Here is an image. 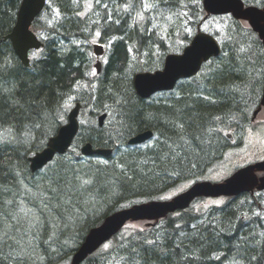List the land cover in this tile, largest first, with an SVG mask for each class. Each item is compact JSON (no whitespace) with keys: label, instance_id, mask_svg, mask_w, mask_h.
Here are the masks:
<instances>
[{"label":"trees","instance_id":"1","mask_svg":"<svg viewBox=\"0 0 264 264\" xmlns=\"http://www.w3.org/2000/svg\"><path fill=\"white\" fill-rule=\"evenodd\" d=\"M20 4L0 0V129L14 133L0 142V232L5 230L0 264H56L70 260L88 231L116 210L207 178L229 150L231 131L242 137L260 103L263 44L246 22L252 33L250 45L241 47L246 53L234 50L238 41H247L246 33L232 44L212 31L221 45L218 56L173 90L142 98L134 76L162 68L168 54L182 52L193 38L183 21H170V15L190 13L195 32L205 13L202 0H48L32 24L44 46L29 66L4 39ZM230 16L231 27L241 21ZM176 33L183 40L179 44L169 40ZM93 38L108 43L96 83L87 77ZM250 77L253 88L246 91L243 82ZM77 102L80 116L90 104L92 116L107 113L111 135L105 124L92 121L88 127L80 121L68 151L33 172L29 157L62 126L58 110ZM25 126L34 138L28 148L22 144ZM147 130L154 133L150 140L128 143ZM84 142L113 153L84 156L79 151ZM33 187L39 191L35 201L29 195ZM40 199L46 206L38 205ZM81 264H264V190L200 210L192 204L144 227L125 226Z\"/></svg>","mask_w":264,"mask_h":264},{"label":"water","instance_id":"2","mask_svg":"<svg viewBox=\"0 0 264 264\" xmlns=\"http://www.w3.org/2000/svg\"><path fill=\"white\" fill-rule=\"evenodd\" d=\"M46 1L21 0L16 24L12 31L6 35V38L11 41L16 54L26 65L30 63L29 51L43 46L31 26L34 19L44 9ZM203 5L207 12L206 17L211 14L231 13L237 19L247 20L251 27L258 32L264 44V7L245 6L243 0H203ZM94 51L97 56H100L103 54L104 48L95 44ZM219 52L220 46L217 40L212 35L200 30L182 53L167 55L163 69L137 73L134 77L135 89L143 98H147L158 91L173 89L179 79L196 74L204 62L213 56H217ZM95 66L98 71L101 70L100 60L97 61ZM80 108L81 104H76L69 112V121L62 125L58 133L49 139L47 146L43 150L36 152L30 158L33 170L42 168L57 154L64 153L70 148L79 131L80 124L77 116ZM261 110L264 111V89L261 105L255 111L254 117ZM106 117L107 113H103L98 117L99 125L104 124ZM152 135L153 132L148 130L132 137L129 142L142 143L152 137ZM81 151L85 155L100 154L109 156L112 153V149H95L90 142L84 144ZM258 172H264V160L236 170L223 181L196 182L190 188L171 199L151 200L117 210L106 216L100 224L93 226L88 231L85 239L73 254L71 264L84 262L105 242L120 232L129 221L147 220L148 224L151 225L167 216L170 212L189 207L200 196H234L245 191H254V189L263 190L264 175L259 176Z\"/></svg>","mask_w":264,"mask_h":264},{"label":"rangeland","instance_id":"3","mask_svg":"<svg viewBox=\"0 0 264 264\" xmlns=\"http://www.w3.org/2000/svg\"><path fill=\"white\" fill-rule=\"evenodd\" d=\"M247 1L249 2V4H256V1L258 2L259 0H247ZM202 4H203V0H202ZM180 9L181 8H179V10ZM182 9H184V8L182 7ZM203 9H204V7H203ZM205 16H206V11H205V13H203L200 16V18H199L200 20L198 22L197 29L195 32L192 31L194 27H193V25H191V21L193 20V18H191L190 13L184 14L183 11L181 10L177 13V15L174 14L172 17L170 15L169 18H170V21L173 19L183 21L184 26L186 25L187 32L191 33L192 37L198 32V27H200L203 32L209 33L211 35H213L212 31L219 30L221 33L220 37L222 39V42H223V40L226 42L230 41L233 44V43H237V42H234L235 37L239 38L246 33L248 36L247 41L245 43H243L242 39H241L240 41H238L239 45L234 46V50L236 49L239 52L242 51L243 53H246V48L241 49V47L246 45V44L250 45L249 35H251L252 33H250V31H247V29H246L247 25L244 21H239V23H235L231 27V23H232L233 19L231 18L230 14L221 15L217 18H215L211 15L208 16L207 18ZM242 30H243V32H242ZM178 34L179 33H176L175 35L170 36L169 40L171 41L174 39V42H178V44L181 43V41H183V40H181V35H178ZM94 43H98V44L102 43L105 46V52L100 57L103 64L107 58L108 43H104V42H101L100 39L93 38L91 40V44H90L89 49L87 48L88 57L90 58V61H89L90 67H89V70L87 72V77L93 79L96 83L97 80H96L95 74L97 73L96 72L97 69L95 67V63L97 61V56L94 53V49H93ZM187 44H189V42ZM187 44H185V46ZM263 55H264V50H263ZM38 56H39V51H37V50L31 51V53H30L31 59L38 57ZM249 57H251V56H249ZM252 57L257 58L256 56H252ZM151 72H153V71H151ZM258 72H260V71H257V74H258ZM263 73H264V69H263ZM253 78L254 77H250V79L248 78L245 82H243V83H245L244 85H245L246 91H251V89L253 88L252 87L253 83L251 82V80ZM262 80H264V74L262 75ZM73 96H74V94H71L69 99L71 98L70 100H72L74 98ZM73 106H74L73 103H69V105L66 106L67 109L66 108L64 109L62 107L60 110H58L57 119H56L57 125L59 122L61 123V125L67 123L69 112ZM89 107H90V108H88L89 111L86 109L85 110L86 112L83 113V115L80 116L79 119H80V121H82L81 124L88 126V127H92L93 126L92 121H96L95 123L98 124V116L99 115L92 116L90 114V109L94 108V106H93V104H90ZM253 111H251V117H252ZM251 121L252 122L249 124V126L247 127V129H246L245 133L242 135V137H241L240 133L236 132L235 130L231 131V134L233 135V137L230 138L231 144H230L229 150L228 151L226 150L225 157L218 160L217 163L208 171L206 179L212 180V181H217V182L222 181L226 177L230 176L238 168L243 167L245 165H248V164L255 162L257 160L264 159V112L263 111L259 112V114L256 116V118L254 120L251 119ZM81 124H80V126H81ZM111 124H112V120H106L105 125L109 127V128H105V130H104L106 132V135H111V131H112L111 130V128H112ZM25 128L26 129L24 130V133H23L24 134L23 139H25L26 143H25V141H23L22 144L24 143L23 145L25 146V148H28L27 145L28 144L30 145L31 142L34 141V138L31 135V133L29 132V128L27 126H25ZM11 134H14L12 128H10V127L1 128L0 129V142H7V141L12 140V137L10 136ZM84 144H85V142L80 145L79 151ZM192 183H190V184L186 183L183 186L179 187L178 189L166 192L160 198L155 199V200L170 199L173 196H175L176 194L187 189ZM32 189L33 190L29 191V195H31V193L34 194V196L31 195V197L35 201L36 199H39L38 198L39 197L38 196L39 191H37L35 187H33ZM14 192L12 191V194H14ZM17 194H19L21 197L23 195V191H19ZM35 194L37 195L36 197H35ZM41 199L37 202L38 205L46 206V202L45 201L41 202ZM226 199H227V197H217V198L205 197V198H202V199L194 202L193 205H194V208L200 210V209H205V208H207L210 205L215 204V203H223L226 201ZM0 201H1V199H0ZM29 206H32V205H28V203H26V209H29L30 211H28V212H30L35 217L36 210L32 209L33 206L30 207L31 208L30 209ZM33 211H35V213H33ZM53 224H55V223H53ZM147 224H148L147 220L129 221L126 224V227L139 228V227H144ZM58 225H60V224H58ZM4 231L5 230H2V232H0V233H4ZM107 247H108V245H107ZM71 260H72V257L70 260L61 261V262H58L56 264H71Z\"/></svg>","mask_w":264,"mask_h":264},{"label":"bare ground","instance_id":"4","mask_svg":"<svg viewBox=\"0 0 264 264\" xmlns=\"http://www.w3.org/2000/svg\"><path fill=\"white\" fill-rule=\"evenodd\" d=\"M4 39H5V40H9V39L6 38V36H5ZM0 43H1V42H0ZM218 43H219V42H218ZM219 46H220V52H221V45H220V43H219ZM220 52H219V54H220ZM219 54H218V55H219ZM218 55H217V56H218ZM18 57H19V56H18ZM213 57H216V56H213ZM213 57H211L210 59H212ZM0 59H1V58H0ZM19 59H20V58H19ZM210 59H209V60H210ZM20 60H21V59H20ZM209 60H208V61H209ZM21 61H22V60H21ZM22 63H23L25 66H29V65H30V63H29L28 65H26L23 61H22ZM202 67H203V66H202ZM202 67H201V69H202ZM201 69H200V70H201ZM200 70H199L196 74H198V73L200 72ZM196 74H194V75H196ZM194 75H192V76H194ZM192 76H190V77H192ZM185 78H189V77H185ZM175 87H176V86H175ZM175 87H174V88H175ZM174 88H173V89H174ZM173 89H172V90H173ZM137 94H138V93H137ZM138 95H139V94H138ZM139 96H140V95H139ZM140 97H141V96H140ZM142 98H143V97H142ZM78 103H80V102H77V104H78ZM80 104H81V103H80ZM81 108H82V105H81ZM81 108H80V111H81ZM80 111H79V114H78V116H77V119H78L79 124H80V119H79V117H80ZM106 118H107V117H106ZM68 121H69V119H68ZM65 124H66V123H65ZM104 124H105V122H104ZM104 124H103V125H104ZM63 125H64V124H63ZM103 125H99V126H103ZM59 129H60V128H59ZM147 131H148V130H147ZM149 131H152V130H149ZM144 132H145V131H144ZM152 132H153V131H152ZM140 133H142V132H140ZM138 134H139V133H138ZM138 134H135V135H133L132 137H134V136H136V135H138ZM153 135H154V133H153ZM153 135H152V137H153ZM52 136H53V135H52ZM52 136H51V137H52ZM51 137H50V138H51ZM132 137H130L129 140H128V143H129L130 145L142 144V143H145L146 141H148V140H150V139L152 138V137H150L149 139L143 141L142 143H130L129 141H130V139H131ZM50 138H49V139H50ZM1 143L4 144L5 142H1ZM9 144H10V143H9ZM92 146H93V145H92ZM93 147H94V146H93ZM94 148L96 149V148H101V147H94ZM107 149H111V148H107ZM67 151H68V149H67ZM67 151H66V152H67ZM66 152L61 153V154H65ZM80 152H81V154L84 155V156H94V155H98V156L106 157V156H103V155H100V154L85 155V154L82 153L81 149H80ZM33 155H34V154H33ZM33 155L29 157L30 168H31V170H32L33 172H37V171L43 169L48 163H50L51 161H53V159L56 157V156H55L52 160H50V161H49L45 166H43L42 168H40V169H36V170H33V168L31 167V160H30V158L33 157ZM203 180H204V181H211V180H208V179H203ZM0 188H1V187H0ZM1 189H2V188H1ZM3 189H4V188H3ZM7 190H8V189H7ZM7 190H6V191H3V192L6 193ZM9 191H10V190H9ZM9 191H8V194L6 195V197L9 196V194H10ZM3 192H2V193H3ZM10 195H11V194H10ZM3 196H4V195H2L1 192H0V199H2ZM119 198H120V197H119ZM7 199H8V198H7ZM109 215H110V214H109Z\"/></svg>","mask_w":264,"mask_h":264},{"label":"flooded vegetation","instance_id":"5","mask_svg":"<svg viewBox=\"0 0 264 264\" xmlns=\"http://www.w3.org/2000/svg\"><path fill=\"white\" fill-rule=\"evenodd\" d=\"M263 5H264V3H263ZM263 5H260V7H263ZM263 174H264V172H259V173H258L259 176H261V175H263Z\"/></svg>","mask_w":264,"mask_h":264},{"label":"snow or ice","instance_id":"6","mask_svg":"<svg viewBox=\"0 0 264 264\" xmlns=\"http://www.w3.org/2000/svg\"><path fill=\"white\" fill-rule=\"evenodd\" d=\"M144 6L145 7H152V5H148V4H145ZM97 35H99V33H97ZM105 247H107V245H105Z\"/></svg>","mask_w":264,"mask_h":264}]
</instances>
